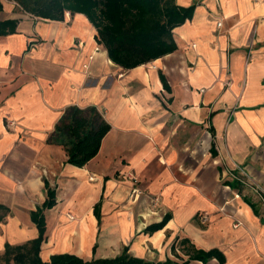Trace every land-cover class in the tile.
I'll return each instance as SVG.
<instances>
[{
	"label": "crops",
	"instance_id": "0c3cea01",
	"mask_svg": "<svg viewBox=\"0 0 264 264\" xmlns=\"http://www.w3.org/2000/svg\"><path fill=\"white\" fill-rule=\"evenodd\" d=\"M175 3L194 6L172 30L176 49L124 69L84 14L53 20L0 0V247L14 216L31 221L47 182L55 204L44 215L90 217L104 257L216 249L224 264H264V0ZM71 105L110 124L82 167L49 140Z\"/></svg>",
	"mask_w": 264,
	"mask_h": 264
},
{
	"label": "trees",
	"instance_id": "16d2710c",
	"mask_svg": "<svg viewBox=\"0 0 264 264\" xmlns=\"http://www.w3.org/2000/svg\"><path fill=\"white\" fill-rule=\"evenodd\" d=\"M23 10L34 16L61 20L66 10L84 14L96 30L95 40L107 51L109 59L124 69H130L162 57L177 47L172 30L192 16L194 6H179L175 0H14ZM163 79V78H162ZM164 81V80H163ZM165 84V82H164ZM110 124L95 106L65 108L50 139L62 144L67 163L82 167L94 157ZM47 197L41 205L30 211L37 236L28 245L5 244L6 264H196V260L217 258L224 264L223 255L216 249L194 251L182 260L166 258L162 261L146 260L123 251L114 257L89 260L73 253L57 252L47 260L40 257V246L45 239L44 210L55 204V191L45 182ZM93 212L100 217L99 203ZM160 222L147 226L148 230L163 227ZM12 260V262H11Z\"/></svg>",
	"mask_w": 264,
	"mask_h": 264
},
{
	"label": "bare ground",
	"instance_id": "6f19581e",
	"mask_svg": "<svg viewBox=\"0 0 264 264\" xmlns=\"http://www.w3.org/2000/svg\"><path fill=\"white\" fill-rule=\"evenodd\" d=\"M57 211L58 209L56 208L52 214L48 215V240L42 245V254L47 257L55 252H70L80 257L87 258L90 252L88 247L89 238L93 235L90 217L85 219L84 216V218L80 220L81 225H79L81 227H78V225L74 223L78 221V219L73 218L71 215H65V219H62L60 215H57ZM57 218L63 221L62 224H64V226L62 228L59 227L60 225L55 224ZM29 233L30 231L27 230L26 234ZM20 235H22V233Z\"/></svg>",
	"mask_w": 264,
	"mask_h": 264
},
{
	"label": "rangeland",
	"instance_id": "374dc122",
	"mask_svg": "<svg viewBox=\"0 0 264 264\" xmlns=\"http://www.w3.org/2000/svg\"><path fill=\"white\" fill-rule=\"evenodd\" d=\"M66 200H61V202H64ZM68 209V208H66ZM64 210V209H63ZM69 210V209H68ZM68 210H65V211H61L60 213V217L61 218H64L65 215H71L73 218H76L78 219L79 221L82 219L83 216H76V215H73V214H70ZM71 210V209H70ZM72 213V212H71ZM50 214V211H45V222H46V226H47V222H48V215ZM59 220V219H58ZM56 225H60L59 227H63L64 225H61L60 223L56 222L55 223ZM96 225H99L98 223ZM17 226V227H16ZM97 227V226H96ZM99 227V226H98ZM48 227H46V230H45V239L44 241L41 243V246H40V257L43 259V260H47L49 258V256L45 257L43 254H42V245L44 244V242H46L48 240V230H47ZM29 230L30 233L29 234H26V231ZM21 231V232H20ZM2 234H4V232H0ZM18 233H22V235L18 234ZM98 232H94V237L90 239L89 241V249H90V252H89V256L87 257V259H91V258H98V257H104L106 256V254L104 253V250L103 248L99 247V243L97 241V239L95 238L96 235H97ZM37 236V230H36V227L34 224L31 223V221H28V219L26 218V216H14V229L12 231V235H9V237H6V242L10 243L12 246H16V245H28V242L35 238ZM55 244V243H54ZM4 246L0 247V264H6L5 263V255H4V250H3ZM127 250H128V247H125ZM124 249V248H123ZM123 249L118 253L120 254ZM128 254L130 253V251H126ZM57 253V252H55ZM70 253V252H68ZM53 254V253H52ZM131 254V253H130ZM117 255V254H116ZM84 258V257H83ZM105 258V257H104ZM12 262V260H11Z\"/></svg>",
	"mask_w": 264,
	"mask_h": 264
},
{
	"label": "built area",
	"instance_id": "2783aa9c",
	"mask_svg": "<svg viewBox=\"0 0 264 264\" xmlns=\"http://www.w3.org/2000/svg\"><path fill=\"white\" fill-rule=\"evenodd\" d=\"M91 58H92V56L90 55L89 59H91ZM83 67H84V69H88L89 68V64L86 63V64L83 65ZM14 124H15V121L13 119H10V120H8L6 122V125H8V127H12V126H14ZM200 217L202 219H206V216H204V215H201ZM196 264H200V262L196 261Z\"/></svg>",
	"mask_w": 264,
	"mask_h": 264
}]
</instances>
